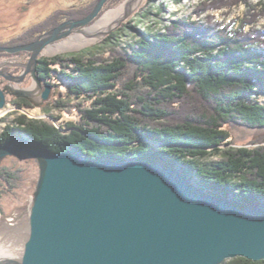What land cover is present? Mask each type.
<instances>
[{
    "label": "trees",
    "instance_id": "16d2710c",
    "mask_svg": "<svg viewBox=\"0 0 264 264\" xmlns=\"http://www.w3.org/2000/svg\"><path fill=\"white\" fill-rule=\"evenodd\" d=\"M97 1L56 12L45 24L0 46L32 43L65 21L82 20ZM231 1L246 0H224ZM113 39L115 34L105 42ZM111 49L107 58L41 59L39 75L48 84L58 86L56 80L61 81L69 98L87 99L92 105L80 110L79 122L59 127L17 115L0 134V147L11 144L47 154L80 151L88 160L131 158L180 167L238 207L252 202L264 206V145L226 146L233 144L230 127L264 129V31L246 33L233 23L203 27L182 20L164 34H146ZM65 102L60 99L54 107L62 110L68 106ZM1 179L13 180L15 174L0 170V190ZM229 264L264 262L238 257Z\"/></svg>",
    "mask_w": 264,
    "mask_h": 264
},
{
    "label": "water",
    "instance_id": "95a60500",
    "mask_svg": "<svg viewBox=\"0 0 264 264\" xmlns=\"http://www.w3.org/2000/svg\"><path fill=\"white\" fill-rule=\"evenodd\" d=\"M108 1L98 0L84 19L67 21L32 43L0 47V54L31 53L24 64L0 63V76L11 82L0 87V112L7 95L39 108L50 99L54 86L38 75L44 49L75 28L99 42L146 0H126L111 10L119 14L85 30ZM6 66L24 71L12 76L2 71ZM29 74L34 87H19ZM11 157L37 160L40 174L26 232L21 225L7 227L0 264H223L238 257L264 262V206L238 207L208 191L188 170L144 159L88 160L80 151L47 154L1 146L0 164Z\"/></svg>",
    "mask_w": 264,
    "mask_h": 264
},
{
    "label": "rangeland",
    "instance_id": "374dc122",
    "mask_svg": "<svg viewBox=\"0 0 264 264\" xmlns=\"http://www.w3.org/2000/svg\"><path fill=\"white\" fill-rule=\"evenodd\" d=\"M124 1L126 0L113 3L109 0L99 16L84 29L91 31L97 28L99 26L97 23L108 14L107 12L120 6ZM87 2L91 3L93 0H0V42H9L31 27L45 24L56 12L78 9L87 6ZM182 20L196 22L203 27L210 24H219L224 27L233 23L236 29L243 26L246 33L263 32L264 0L231 1L229 3H225L224 0H146L123 22L118 30L109 35L115 34L114 43L105 42L109 36L99 42H93L91 38L79 32L82 28H75L69 36L44 49L40 59L72 55L107 58L112 52V47L123 48L129 43L144 38L146 34H164L176 21ZM50 49H54L56 52L47 54L46 51ZM11 55L25 63L30 59V55L26 53ZM54 78L57 77L54 76ZM28 79L27 86H18L21 88L34 87L35 83L30 74ZM56 83L59 85L56 86L53 83L50 99L40 108L32 103L31 108H21L16 105L19 98L7 95V105L0 115V134L20 114L26 115L30 119L49 120L58 127L67 122H79L80 110L90 108L92 103L87 99L69 98L67 85L58 80ZM60 99L65 100V103L68 104L62 110L54 107L55 102ZM55 118H59V120L57 121ZM229 130L233 135V144L226 145L227 147L256 148L264 145V129L236 126L230 127ZM1 169L15 174V179L10 180L11 182L1 179L3 187L0 190L2 192L0 238L10 231L7 227L11 224L21 225V231L26 232L23 224L27 219L26 215L34 197L40 174L39 164L33 158L22 161L16 157L5 159L0 164ZM230 260L223 264H229Z\"/></svg>",
    "mask_w": 264,
    "mask_h": 264
},
{
    "label": "flooded vegetation",
    "instance_id": "af4514ba",
    "mask_svg": "<svg viewBox=\"0 0 264 264\" xmlns=\"http://www.w3.org/2000/svg\"><path fill=\"white\" fill-rule=\"evenodd\" d=\"M69 21H71V20H69ZM65 22H67V21H65ZM64 22V23H65ZM52 30V29H51ZM50 31V30H49ZM48 32V31H47ZM46 33V32H45ZM42 35V34H41ZM40 35V36H41ZM39 37V36H38ZM20 53H22V52H19V53H16V55H20ZM24 54L26 53V54H29L30 55V57H31V53L30 52H23ZM14 55V54H13ZM41 60V59H40ZM5 61H7V62H11V63H17V64H24L25 62L22 60H17V59H15V58H13V56L11 55V56H1V59H0V63L1 62H5ZM2 71H4V72H6V73H9L10 75H12V76H20L22 73H23V71H24V69L22 68V67H14V66H6V67H3L2 68ZM38 75H39V72H38ZM40 76V75H39ZM41 77V76H40ZM44 79V78H43ZM29 79H28V75L25 77V80L19 85V86H27V81H28ZM45 80V79H44ZM45 83H47L46 82V80H45ZM11 84V82L9 81V80H7V79H5L4 77H2V76H0V87H2V88H4V87H7L8 85H10ZM16 103H20V104H29V105H31L32 106V104H31V102L30 101H28L27 99H25V98H19L17 101H16Z\"/></svg>",
    "mask_w": 264,
    "mask_h": 264
},
{
    "label": "bare ground",
    "instance_id": "6f19581e",
    "mask_svg": "<svg viewBox=\"0 0 264 264\" xmlns=\"http://www.w3.org/2000/svg\"><path fill=\"white\" fill-rule=\"evenodd\" d=\"M119 13H120V10H117V11H110L106 16H104V18L102 19V21L104 22V21L110 19L112 16L117 15V14H119ZM55 52H56V50H54V49H53V50L50 49V50L46 51L47 54H53V53H55ZM0 115H1V112H0ZM3 246H4V245H3L2 242H1V243H0V250H1V249H4ZM6 248H7V250H6V254H7V255H11V253H12V249H9L8 247H6ZM0 256H3V254L0 253Z\"/></svg>",
    "mask_w": 264,
    "mask_h": 264
}]
</instances>
